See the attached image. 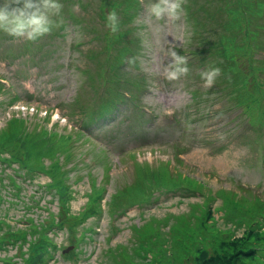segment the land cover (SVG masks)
I'll return each instance as SVG.
<instances>
[{
    "label": "rangeland",
    "instance_id": "rangeland-1",
    "mask_svg": "<svg viewBox=\"0 0 264 264\" xmlns=\"http://www.w3.org/2000/svg\"><path fill=\"white\" fill-rule=\"evenodd\" d=\"M127 1L137 6L142 0ZM143 1L133 19L122 22L131 29L125 35L129 52L120 64L125 69L117 71L132 79L136 95L93 124L82 125V113L72 110L88 104L83 118L94 106V71L106 50L102 0H61L59 27L35 42L0 32V264H159L173 255L169 251L182 258L180 264H193L195 243L212 250L216 238L235 242L241 236L236 214L249 221L264 216V201L258 210L250 208L253 197L264 198V67L250 63L246 28L244 40H223L244 86L238 108L219 91L211 93L215 85L205 86L202 63H189V73L175 81L165 78L168 53L188 48L187 21L183 14L156 20ZM245 1L257 9L256 0ZM168 109L172 115L164 114ZM241 117L259 129L256 138L248 131V144ZM150 182L159 184L158 191L141 196L143 188L153 189ZM126 183L137 189L116 198L123 199L116 206L111 198ZM175 185L193 193L163 191ZM191 213L200 215L199 222L190 234L179 228V244H173L168 231L183 221L193 224ZM41 221L44 229H37ZM260 222L262 238L264 217ZM205 224L210 240L194 232Z\"/></svg>",
    "mask_w": 264,
    "mask_h": 264
},
{
    "label": "trees",
    "instance_id": "trees-1",
    "mask_svg": "<svg viewBox=\"0 0 264 264\" xmlns=\"http://www.w3.org/2000/svg\"><path fill=\"white\" fill-rule=\"evenodd\" d=\"M143 2L144 1L142 0L139 5H143ZM256 2L258 4V7L255 10L249 8L245 0H184L183 4V18L185 22L187 21V26L185 25L184 29L185 31H189L190 34L187 39L188 42L185 43V46L188 48H185V50L181 49L180 53L187 51L189 54L193 55V57L197 58L200 63H202L200 66H202L203 64L205 65L204 70L212 67H218L220 69V74L215 80V87L212 88L211 93L219 91L222 95L229 98L232 104L236 105L238 108H240V105L235 102L237 99H240L241 96L243 97V94L245 93L244 86L241 82L239 72L237 70H234L233 68L234 60L224 54L223 40H244L243 29L245 27L248 35L250 36V63L254 66L264 67V61L261 62V60L264 59V0H256ZM139 5L133 6L127 0H102L98 14L103 20L105 12L112 8H116L119 12V15H123V19H121V26L119 31L116 32L114 36L113 34H111V31L108 28L105 30V32L102 33L103 39L106 44V50L102 49V51H105V59H103L104 63L99 65L94 71L95 79L92 84V87L94 86V106L82 118L84 121V125H88L96 119H101L107 114H110L114 110V108L116 109V107L118 108L120 106L122 99L125 100L122 88H130L128 84L132 82V79L128 77L125 78L122 72L117 71H121L119 64L123 60V54L129 48V44H126L127 40L125 39V35L129 31H131V29L122 28V22L132 20L134 14L139 10ZM231 11L238 13V16L232 17L230 14ZM189 21H192L194 24L192 26H189L190 28L189 30H187ZM113 38H115L116 40H114ZM115 43L119 45V48H117L116 50V54L112 53V48L117 47ZM87 55L89 58L95 56L94 54ZM217 56H219L218 59ZM90 72L91 71H88V79L89 82L92 83L94 75H90ZM101 87H103V90L100 93ZM192 89L193 99H195V97L198 96L199 89L197 88V86L193 87ZM76 107L80 110L72 111L75 113L81 112L83 116L85 111L82 110L86 107H89V105L81 101ZM199 109H201L200 106ZM243 112L244 110L240 109L239 116L243 115ZM187 118L188 116L185 115L184 120L186 121ZM197 118L199 120H203L199 115H197ZM231 119L234 121L236 119V116L231 117ZM244 122H246L247 129L243 128ZM239 123L242 126L241 136L244 137L245 144L249 143L250 136L248 135V131L254 133V138L259 137L257 135L259 129L252 125L250 121L241 117V121ZM81 127L84 128V126ZM25 132L26 130H21L19 132V135L24 137V134H26ZM12 134L16 136V133L12 132ZM261 138L264 139V135L261 136ZM26 139L28 138L24 137L22 141L26 142ZM25 175L29 177V175H27L26 173L24 174V177H26ZM106 176L107 174L104 173L103 177L105 178ZM150 183L152 184L153 189L148 187L143 188L142 192L140 193L141 196H144L146 198L151 197L155 190L158 191L157 185L159 184L152 182ZM127 186L128 185L126 183L119 189L117 188L115 194L112 196L111 199H114V204L116 206H120L121 202L123 201V199L116 198H119L128 191H134L135 193V190L137 189L135 183L133 184V186ZM175 189H179L181 191L189 190V193H193V191L190 190L189 187L178 185H175L173 187L167 186L163 189V191L169 190L170 192L172 190L175 191ZM134 193L129 194L133 195ZM156 198H158V196L151 198V200H156ZM254 198L256 201L254 200ZM29 199L33 200L32 197H30ZM147 201L149 202L150 200H146L145 198H143V203H147ZM252 201L254 202V204H251L250 208L253 209L254 212L255 210H258V203L260 202L261 205V202L264 201V198L253 197ZM134 203L135 202L128 203L127 207L129 206V204L131 205ZM262 206H264V203L262 204ZM209 211L212 213V207ZM191 214H193L192 218L190 217V219L194 221L193 224L190 225V222L187 223L186 221H183L184 224H181L180 222V226H174L171 230L168 231L169 238L173 242V244H177V241L180 240L179 236L181 232H177L179 228H185L190 234L191 227L199 222L200 217H197L198 214ZM228 214L229 213H227V215ZM237 215L238 214L234 216L235 225H238L239 227H241L242 225L243 230L241 236H239V238H236L239 242H237L236 239L235 242L229 241L228 238H216L215 240L211 239L214 244L212 250L204 248L198 243H195L194 247H191L193 249V264H264V246L260 244V242L264 243V237L260 238V219L264 216L255 218L253 221H249L247 216L238 218L236 217ZM49 216L48 217L50 218V221L53 223L54 219L50 214ZM54 217L56 218V216ZM208 217L209 216L204 218L206 219ZM59 222H61V220H59ZM204 222L205 221L202 220L203 224ZM41 226H43V221L39 222V226H36V228L44 229V227L42 228ZM45 229L47 230L48 228ZM194 232L197 233L199 239L207 238L208 240H210V237L212 236V234L210 233V229L206 224L205 228L199 227L198 230ZM167 240L168 239H163L162 242H167ZM215 241L218 243V245L215 244ZM231 245H236L234 247V250L228 249L229 247L231 248ZM159 250L165 251L164 249ZM184 251L188 250L185 249ZM169 254L173 255L168 256L166 258V262L160 261L159 264L181 263L182 258L178 254H174V251H169ZM240 255L242 257H246V259L240 260ZM163 258H165V256Z\"/></svg>",
    "mask_w": 264,
    "mask_h": 264
},
{
    "label": "clouds",
    "instance_id": "clouds-1",
    "mask_svg": "<svg viewBox=\"0 0 264 264\" xmlns=\"http://www.w3.org/2000/svg\"><path fill=\"white\" fill-rule=\"evenodd\" d=\"M184 0H148L146 11L156 20L176 21L183 14ZM63 4L61 0H0V32L13 38L35 42L59 27ZM106 27L112 32L119 31L121 18L116 8L104 14ZM170 61L165 66L164 75L175 81L189 73L190 69L184 55L172 50L168 53ZM220 74L218 67L205 69L199 73L206 87L211 88ZM165 115H172L168 109Z\"/></svg>",
    "mask_w": 264,
    "mask_h": 264
},
{
    "label": "bare ground",
    "instance_id": "bare-ground-1",
    "mask_svg": "<svg viewBox=\"0 0 264 264\" xmlns=\"http://www.w3.org/2000/svg\"><path fill=\"white\" fill-rule=\"evenodd\" d=\"M97 120H99V119H96L95 121H93V123L96 122ZM116 122H117V121H116ZM93 123H92V124H93Z\"/></svg>",
    "mask_w": 264,
    "mask_h": 264
},
{
    "label": "water",
    "instance_id": "water-1",
    "mask_svg": "<svg viewBox=\"0 0 264 264\" xmlns=\"http://www.w3.org/2000/svg\"><path fill=\"white\" fill-rule=\"evenodd\" d=\"M68 249H69V247H68V248H66V249H65V251H67Z\"/></svg>",
    "mask_w": 264,
    "mask_h": 264
}]
</instances>
